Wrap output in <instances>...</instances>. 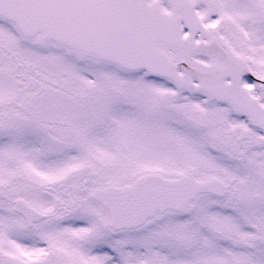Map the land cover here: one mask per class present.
<instances>
[{"label":"snow or ice","instance_id":"1","mask_svg":"<svg viewBox=\"0 0 264 264\" xmlns=\"http://www.w3.org/2000/svg\"><path fill=\"white\" fill-rule=\"evenodd\" d=\"M0 264H264V0H0Z\"/></svg>","mask_w":264,"mask_h":264}]
</instances>
